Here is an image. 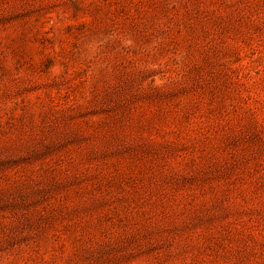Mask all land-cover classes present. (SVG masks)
Listing matches in <instances>:
<instances>
[{
  "label": "rangeland",
  "instance_id": "374dc122",
  "mask_svg": "<svg viewBox=\"0 0 264 264\" xmlns=\"http://www.w3.org/2000/svg\"><path fill=\"white\" fill-rule=\"evenodd\" d=\"M0 264H264V0H0Z\"/></svg>",
  "mask_w": 264,
  "mask_h": 264
}]
</instances>
